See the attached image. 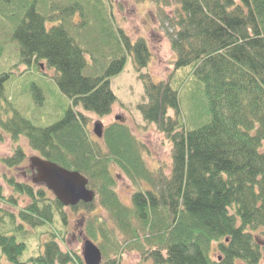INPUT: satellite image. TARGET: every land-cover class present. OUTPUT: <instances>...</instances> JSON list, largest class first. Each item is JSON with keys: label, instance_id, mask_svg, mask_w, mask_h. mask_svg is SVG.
Instances as JSON below:
<instances>
[{"label": "trees", "instance_id": "1", "mask_svg": "<svg viewBox=\"0 0 264 264\" xmlns=\"http://www.w3.org/2000/svg\"><path fill=\"white\" fill-rule=\"evenodd\" d=\"M2 1L11 2L5 3L4 11H9L3 15L12 24L10 38L18 46L19 61L28 66L45 62L54 70L60 92L98 117L108 115L116 102L110 80L123 70L127 55L136 71L150 59L146 40H132L116 27L105 0ZM173 1L178 10L165 18L173 29L167 33L175 55L173 68H190L209 104L207 120L184 129L176 120L181 115L177 88L169 80L143 81L146 102L137 108L143 120L155 124L172 145L168 177L146 167L142 145L121 121L103 127V150L91 138L87 117L70 107L53 124L37 127L10 103L2 106L9 73L0 74V129L14 142L25 137L39 157L87 178L97 204L79 202L70 209L92 211L99 206L108 213L113 226L93 218L85 228L88 238L98 242L105 258L101 264H120L110 253L114 255L121 246L138 250L141 260L151 264H260L264 254V0ZM76 12L79 24L73 26L79 29L84 46L69 28L68 19ZM2 54L0 44V58ZM86 55L92 71L84 75ZM32 90L40 104L41 91L35 86ZM9 112L11 116L4 118ZM24 159L17 146L0 162L14 168ZM112 168L133 183L145 182L149 189L133 192L131 204H124L114 190ZM7 185L30 202L17 217L7 213L13 227L12 233L0 232L2 256L10 264H83L75 253L62 251L54 239L44 242L37 256L19 261L26 245L17 234H22L24 224L51 223L54 215L65 221L64 206L32 184L10 178ZM9 201L14 203L12 198ZM259 229H263L262 240L254 236ZM116 231L124 236L123 243Z\"/></svg>", "mask_w": 264, "mask_h": 264}, {"label": "rangeland", "instance_id": "2", "mask_svg": "<svg viewBox=\"0 0 264 264\" xmlns=\"http://www.w3.org/2000/svg\"><path fill=\"white\" fill-rule=\"evenodd\" d=\"M59 4L64 0H53ZM110 10H112L113 23L128 35L132 40L143 38L148 44L150 50V59L146 67L136 71L133 58L126 57V63L123 70L111 78L110 89L116 97V102L111 108V112L103 117H98L92 113L86 112L81 105H73L71 101L64 96L56 82L55 72L46 66L45 62L38 61L31 66L25 65L19 61L18 46L11 40L10 34L12 24L4 17L6 5L11 2H0V44L3 46V54L0 58V74L9 73V79L4 83V99L1 101L3 106L6 102L24 118L30 120L37 127H46L61 118L67 108L79 111L88 119V131L91 138L94 139L104 150L101 138H97L92 133L93 124L100 122L103 127L109 125L119 117V120L126 124L132 134L142 145L141 156L146 167L151 171H161L168 177L171 171L172 145L165 135L159 132L153 123H147L143 120L137 106L145 103L143 93V81L157 83L159 81L171 82V86L178 91V101L181 115L177 120L178 125H184V129L203 123L207 120L208 100L202 84H196L190 75V68L174 70L173 61L175 55L170 49L167 33L173 31L168 26L166 17L172 18L178 10V5L173 0H167L166 4H157L151 1L136 2L135 0H105ZM10 9V8H9ZM43 10V9H41ZM80 16L78 12L68 19L69 28L72 36L77 43L83 45L84 39L80 36L79 24ZM47 23L50 24L49 21ZM49 24H47L49 26ZM76 25L74 27L73 25ZM83 39V40H82ZM88 66L83 71L84 75L91 73V60L86 55ZM42 64V67L40 66ZM143 78V79H142ZM37 87L41 92L42 101L37 103L34 99L32 87ZM167 114L174 117L171 110ZM11 112L4 114V118L10 117ZM21 147L25 153L24 161L14 168H6L0 162V185L3 189L4 199L0 200V232L12 233L10 218L7 213L17 217L18 211L24 208L30 201L26 196L13 193L7 185V179L13 178L21 183L32 184L35 189H43L48 197L53 194L47 190L43 184H33L32 178L34 171L30 165L29 159L39 154L32 150L25 137L20 136L14 142L10 135L0 129V159L11 156L15 147ZM116 177L114 187L119 199L126 205H130V196L138 190L149 189L145 182L133 183L128 180L117 169H111ZM12 198L14 203L9 201ZM97 204V199H94ZM65 221L61 216L54 215L51 223H43L37 226H23V232L18 233L20 239L26 245V249L19 257V261L27 262L30 257H35L42 252L43 244L49 239L57 241L62 251L75 253L82 260L83 242L88 238L85 232L87 220L93 219L100 223L106 221L112 225L108 213L99 206L94 210L87 211L83 209L71 210L69 206L62 209ZM17 219V218H16ZM18 221H15V225ZM96 225V223L94 222ZM113 226V225H112ZM263 229L255 232L256 239H263ZM116 238L119 243H123L124 236H120L117 231ZM264 242V241H263ZM93 243L98 246L97 241ZM116 253H110L111 258H115L120 264H151L150 260H141L142 255L136 249L125 250L123 246L117 248ZM216 251L212 250L211 255L215 257ZM105 258L102 256V262ZM0 264H10L0 252ZM238 264H244L238 262ZM260 264H264V254Z\"/></svg>", "mask_w": 264, "mask_h": 264}, {"label": "water", "instance_id": "3", "mask_svg": "<svg viewBox=\"0 0 264 264\" xmlns=\"http://www.w3.org/2000/svg\"><path fill=\"white\" fill-rule=\"evenodd\" d=\"M118 119L115 117V120ZM92 133L102 138L103 126L100 122L93 124ZM29 162L35 174L32 183L43 184L63 206L91 203L94 200V191L88 188L87 178L79 172L65 169L39 156L31 157ZM81 256L83 264H101L102 261L101 251L88 238L83 242Z\"/></svg>", "mask_w": 264, "mask_h": 264}]
</instances>
